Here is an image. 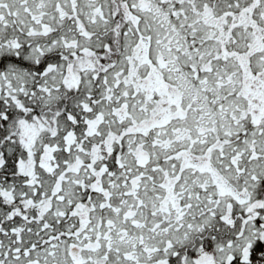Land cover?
<instances>
[{"label":"snow or ice","instance_id":"obj_1","mask_svg":"<svg viewBox=\"0 0 264 264\" xmlns=\"http://www.w3.org/2000/svg\"><path fill=\"white\" fill-rule=\"evenodd\" d=\"M0 264H264V0H0Z\"/></svg>","mask_w":264,"mask_h":264}]
</instances>
